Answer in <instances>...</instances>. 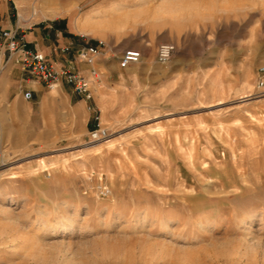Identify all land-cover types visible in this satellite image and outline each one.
Instances as JSON below:
<instances>
[{"label": "rangeland", "instance_id": "374dc122", "mask_svg": "<svg viewBox=\"0 0 264 264\" xmlns=\"http://www.w3.org/2000/svg\"><path fill=\"white\" fill-rule=\"evenodd\" d=\"M8 14L103 49L85 104L0 58V264H264V0H0V30Z\"/></svg>", "mask_w": 264, "mask_h": 264}, {"label": "built area", "instance_id": "2783aa9c", "mask_svg": "<svg viewBox=\"0 0 264 264\" xmlns=\"http://www.w3.org/2000/svg\"><path fill=\"white\" fill-rule=\"evenodd\" d=\"M102 47V42L95 45H85L76 53L77 60L89 66V74L92 77L97 76L94 65L103 49ZM67 50V48L63 49V51ZM174 51L175 47L173 44H160L157 47L156 62L165 64L171 58ZM4 53H8L7 61L14 60L20 65L22 71L35 76L42 83L46 84L48 88L55 89L59 86L61 80H64L73 87L76 94L82 95L86 99L90 98L89 89L91 81L87 77L77 73L73 64L57 71L43 54L37 50L28 48L27 43L18 38L17 29L0 30V56ZM141 58L142 54L140 51L132 48L126 49L121 53L119 66L127 68L130 65L138 64ZM259 73H264V66L259 69ZM107 135L106 129L96 127L88 132V141L89 143L101 142ZM99 192L102 195H106L108 189L105 186H101Z\"/></svg>", "mask_w": 264, "mask_h": 264}, {"label": "crops", "instance_id": "0c3cea01", "mask_svg": "<svg viewBox=\"0 0 264 264\" xmlns=\"http://www.w3.org/2000/svg\"><path fill=\"white\" fill-rule=\"evenodd\" d=\"M10 1V0H8ZM7 25L3 26L1 29H14L13 25L10 24V16H7ZM16 29H21V36L19 39L24 40L27 43L28 48L37 50L55 67L57 71L62 68L68 67L70 64L75 66L76 70H81L83 76L87 71L85 64L79 62L76 57L77 51L88 45L87 43L81 44L79 38L75 33H73L67 23L64 20H57L52 24H45L39 28H33L26 30L16 26ZM67 48V51L63 49ZM2 62H5L6 70L4 72L5 77L10 80L11 77L16 76V78L22 82L27 83L24 79L25 73L21 70V67L14 60H8V53H4L0 56ZM19 82V81H18ZM22 84L20 83V88ZM59 92L64 96L69 104H80L86 101L74 92L73 87L67 84L64 80H61L58 86ZM32 94L26 93L25 99L31 100Z\"/></svg>", "mask_w": 264, "mask_h": 264}]
</instances>
